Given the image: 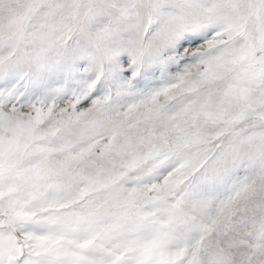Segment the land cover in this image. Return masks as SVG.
Masks as SVG:
<instances>
[{"label": "snow or ice", "instance_id": "obj_1", "mask_svg": "<svg viewBox=\"0 0 264 264\" xmlns=\"http://www.w3.org/2000/svg\"><path fill=\"white\" fill-rule=\"evenodd\" d=\"M0 264H264V0H0Z\"/></svg>", "mask_w": 264, "mask_h": 264}]
</instances>
